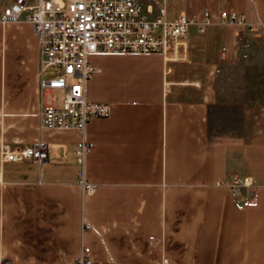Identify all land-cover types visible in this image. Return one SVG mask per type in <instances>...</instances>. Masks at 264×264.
I'll use <instances>...</instances> for the list:
<instances>
[{
	"label": "crops",
	"instance_id": "obj_1",
	"mask_svg": "<svg viewBox=\"0 0 264 264\" xmlns=\"http://www.w3.org/2000/svg\"><path fill=\"white\" fill-rule=\"evenodd\" d=\"M136 1L150 18L208 13L209 23L188 27L187 62L166 76L158 55H90L98 71L85 97L110 115L82 135L40 129L41 108L62 94L40 96L39 83L57 71L41 69L31 24L0 22V264H75L82 248L91 264H264V105L250 109L242 140L213 130L224 118L222 73L244 51H264V29L250 45L251 32L220 14L264 25V0ZM12 2L0 0V17ZM83 140L93 144L83 167L98 186L90 196L74 156ZM38 141L48 148L42 164L3 160V145ZM244 176L256 186L248 201L216 185Z\"/></svg>",
	"mask_w": 264,
	"mask_h": 264
},
{
	"label": "built area",
	"instance_id": "obj_2",
	"mask_svg": "<svg viewBox=\"0 0 264 264\" xmlns=\"http://www.w3.org/2000/svg\"><path fill=\"white\" fill-rule=\"evenodd\" d=\"M203 22L193 18L177 16L167 20L163 15L150 18L136 0H13L2 9L1 23H17L21 20L32 25L39 44L40 65L45 70L57 71L53 79L40 80L39 94L61 92V98L52 95L51 102L60 101L59 106L49 105L40 110L41 130H74L83 134L86 124L93 119H105L110 115L107 104L93 103L85 97L86 82L98 70L87 62L90 55H158L162 58L164 75L171 67L187 62V31L196 25L203 32L209 23L208 13ZM221 23L238 25L257 35L264 25L248 23L244 16L221 12ZM198 86L197 83L193 84ZM170 84H164L165 92ZM93 144L81 141L74 153L76 163L81 166L78 184L85 196L93 195L98 186L84 177L85 156ZM2 158L6 162L33 161L42 164L47 160L48 148L41 141L20 149L3 145ZM226 187L234 200L248 201L256 186L249 176L233 177ZM223 185V186H222ZM82 227L90 226L83 222ZM75 264H91L90 249L82 248Z\"/></svg>",
	"mask_w": 264,
	"mask_h": 264
},
{
	"label": "rangeland",
	"instance_id": "obj_3",
	"mask_svg": "<svg viewBox=\"0 0 264 264\" xmlns=\"http://www.w3.org/2000/svg\"><path fill=\"white\" fill-rule=\"evenodd\" d=\"M259 34L249 33L250 45L260 38ZM219 84L224 118L223 123H217L213 130L223 133L224 137L242 140L250 109L258 104L264 105V51H244L239 63L222 73Z\"/></svg>",
	"mask_w": 264,
	"mask_h": 264
}]
</instances>
